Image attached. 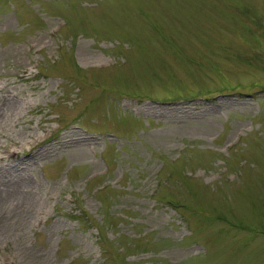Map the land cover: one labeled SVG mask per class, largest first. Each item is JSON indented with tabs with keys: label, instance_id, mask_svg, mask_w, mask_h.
<instances>
[{
	"label": "rangeland",
	"instance_id": "1",
	"mask_svg": "<svg viewBox=\"0 0 264 264\" xmlns=\"http://www.w3.org/2000/svg\"><path fill=\"white\" fill-rule=\"evenodd\" d=\"M0 264H264V0H0Z\"/></svg>",
	"mask_w": 264,
	"mask_h": 264
}]
</instances>
